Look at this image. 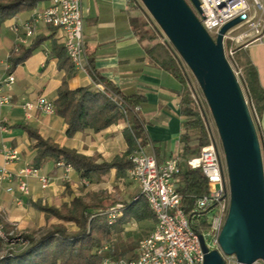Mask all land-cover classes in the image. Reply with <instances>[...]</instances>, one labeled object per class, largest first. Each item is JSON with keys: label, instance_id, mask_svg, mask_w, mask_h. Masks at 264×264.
<instances>
[{"label": "crops", "instance_id": "1", "mask_svg": "<svg viewBox=\"0 0 264 264\" xmlns=\"http://www.w3.org/2000/svg\"><path fill=\"white\" fill-rule=\"evenodd\" d=\"M48 5L49 0L40 1L35 7L0 23V81L9 68V56L21 47H28L37 37H43L26 60L13 69L14 83L9 88H3L0 93L10 97L7 103L0 104V149L3 146L16 148L20 154L17 161L8 164L13 170L25 164L31 165L35 148L27 133L19 127H11L12 124H27L44 138L106 161L117 155L122 156L128 149L123 135L127 127L125 119L100 131L88 128L68 137L65 135L66 123L54 112L45 113L37 108L31 110L30 116H26L24 103H35L41 96L53 102L66 75L65 69L58 66L57 48L62 43L54 27L37 22L33 35L26 38V43L21 42L25 37L24 23L35 10ZM81 8L84 70H76L67 79L69 88L85 85L96 87L95 74L110 81L124 95H141L143 100L138 105L137 113L150 142L144 147L146 151L161 161L181 154L183 117L180 99L183 85L173 73L162 67L161 62L167 59L165 49L155 45L156 41L140 38L136 33L132 20L141 14L140 8H136L134 0H81ZM237 54L241 61L248 60L255 67L259 83L264 89V44L251 41L238 49ZM255 126L261 139L264 159V110L256 118ZM151 143L158 148L156 153ZM179 158L180 167L184 169L186 161ZM3 163L4 158L0 154V165ZM36 170L49 177L47 189H41L36 178L28 179L29 195H22L17 190L9 193L5 185L0 186V217L10 225L34 227L37 211L23 206L24 202L43 198V201L47 200L57 208L62 201L67 202L77 195L75 189L78 184L88 181L79 178L73 168L66 173L52 158L46 159ZM109 173L114 176L115 169ZM44 214L38 212V225L44 223ZM154 224L153 218L152 227L143 237L152 230Z\"/></svg>", "mask_w": 264, "mask_h": 264}, {"label": "built area", "instance_id": "2", "mask_svg": "<svg viewBox=\"0 0 264 264\" xmlns=\"http://www.w3.org/2000/svg\"><path fill=\"white\" fill-rule=\"evenodd\" d=\"M198 1L201 13L190 1L188 3L204 29L214 39L224 24L238 16H243L223 34L222 38L225 56L238 78L234 61L236 51L251 41L264 44V2L261 0ZM147 12L145 11V19L149 27L156 31L158 41L169 44L175 51V57L180 60L178 63L185 85L203 122L208 144L201 148L198 156L187 159L186 165L201 170L207 182V191L195 197L192 208L186 211L181 205V195L177 192L181 179L180 158L170 156L159 162L155 155L147 152L144 147L134 148L128 155L132 166L127 170L128 179L137 182L139 186V195L133 200L139 196L146 200L155 224L152 230L138 242L134 258H105L102 264H203L205 252L201 239L209 251H219L224 264H236L235 255L224 254L218 241L229 210L230 188L224 154L221 142L219 143L220 138L218 141L209 119L211 114L209 106L200 86L197 87L192 79L193 73L151 14ZM37 22L50 25L58 31L62 46L74 68L84 70L81 0H49L47 7L35 10L30 19L24 23L25 37L21 39L22 43H26V38L33 35L34 25ZM238 29L241 30L234 33ZM14 81L13 73L7 72L0 81V93L3 88H9ZM96 87L103 89L101 84H96ZM9 98L8 95H0V104L7 103ZM247 104L255 121L257 116H253L248 101ZM23 107L26 116H30L31 110L37 108L45 113L54 112L53 102L43 96L35 103L25 102ZM0 154L4 158V163L0 165V186L5 185L7 192L14 193L17 190L22 195H29V178H36L43 190L49 187V177L40 174L29 164L17 170L8 167L9 163H14L20 157L16 148L3 146ZM57 165L63 167L66 173L72 169L69 164L62 161H57ZM124 207V204L116 203L97 210L95 214L105 215L107 222L113 224L121 216ZM103 249H107V246ZM252 264H264V261L257 259Z\"/></svg>", "mask_w": 264, "mask_h": 264}, {"label": "trees", "instance_id": "3", "mask_svg": "<svg viewBox=\"0 0 264 264\" xmlns=\"http://www.w3.org/2000/svg\"><path fill=\"white\" fill-rule=\"evenodd\" d=\"M40 1L43 0H0V23L19 12L35 7ZM134 2L136 8L141 10V14L132 20L136 33L140 38L156 41L155 45H161L165 49L167 59L162 61L161 65L173 73L183 85L180 99L183 132L180 135V141L182 143L181 157L186 161L198 156L201 148L208 144L207 134L185 85L180 63H178L180 60L175 57L174 49L169 44H162L158 41L156 31L149 27L145 19L143 7L136 0ZM41 40L43 37H37L28 47H21L18 52L11 54L8 58L7 72H12L18 64L25 61ZM57 49L58 66L65 69L66 75L57 89L53 105L54 113L62 117L67 125L65 135L72 137L76 132L88 128L100 131L120 119H125L127 127L123 130V135L128 149L122 156L117 155L109 161L97 162L74 148L44 138L35 128L27 124H12L11 127L21 128L33 140L35 155L31 166L38 169L46 159L52 158L54 161L69 164L81 179L102 177L111 169H115L117 177L125 176L126 171L132 166L128 158L131 150L138 146L145 147L150 143L137 113L138 105L143 97L124 95L110 81L97 77L95 74L94 81L101 84L103 89L89 85L69 88L67 79L75 73L76 69L66 55L63 46L59 45ZM237 52L238 50L234 61L238 79L253 116L258 117L264 110V89L259 83L255 67L248 60L241 61ZM259 143L263 158L260 137ZM151 145L156 153L158 148L153 143ZM157 160L161 161L158 158ZM180 178L177 192L181 195L183 209L187 211L192 208L195 197L206 193L207 182L199 168H190L187 165L181 169ZM32 204L47 215L76 223L77 230L68 233L64 225L55 224L36 241L29 235H23L30 241V246L20 252L11 251L10 255L0 258V264H102L105 258L132 259L135 257L134 250L139 236L134 233L136 236L134 241L123 240L121 233L124 232V225L131 220L142 221L154 218L146 200L141 196L128 202L121 216L113 224L107 222L105 215L87 212L90 207L97 206V204H86L81 197H73L69 204H63L60 209L37 202H32ZM9 227V223L0 217V231L7 239L12 238L8 235ZM129 234L131 233L127 232V235ZM104 246H107V249H103ZM99 250L101 251L98 252Z\"/></svg>", "mask_w": 264, "mask_h": 264}, {"label": "water", "instance_id": "4", "mask_svg": "<svg viewBox=\"0 0 264 264\" xmlns=\"http://www.w3.org/2000/svg\"><path fill=\"white\" fill-rule=\"evenodd\" d=\"M193 73L214 119L230 188L229 210L219 235L226 255L236 264L264 261V172L255 121L246 96L223 49V34L238 16L212 38L189 5L198 0H140ZM201 239V236L199 234ZM205 252L203 264H224L218 250Z\"/></svg>", "mask_w": 264, "mask_h": 264}, {"label": "rangeland", "instance_id": "5", "mask_svg": "<svg viewBox=\"0 0 264 264\" xmlns=\"http://www.w3.org/2000/svg\"><path fill=\"white\" fill-rule=\"evenodd\" d=\"M138 1L139 2L137 3L143 7V10L147 11L144 5L142 4V2L140 0ZM261 1L264 2V0H261ZM240 30L241 29H238L234 33H237ZM192 79L195 82V85L199 87L194 76H192ZM209 119L211 122V126L213 130L215 131L217 140L219 141V136L217 133L216 125L214 123V119L211 114H209ZM126 152L127 151H125V153ZM178 156L181 157V154H178ZM91 157L95 159L97 162H100L103 160V158H99L98 156H91ZM137 185H138L137 182L135 183L133 181L131 182L127 178L126 175L123 177H117L116 174H114L113 176L110 173H108L102 177L94 176L91 179H88L86 183L82 182L81 184H78V186L75 189V192L77 193V195H75L74 197H81L86 204H90V205L97 204V206L90 207L87 210V212L95 213L99 209H104L116 203H122L126 205L134 197L139 195V188L137 187ZM65 190L67 191V189ZM65 190H64V193H65ZM42 199L43 198L36 199V200H28L27 202H24L23 204V206L32 207V209L37 211L36 216L34 218L36 219L34 227L33 226L31 227L21 226L20 227V226L9 224L10 227H9L8 235L9 237H12L10 239H7L3 233H0V237H1L0 238V258L5 255H10L11 251L14 253V252H20L22 250L27 249L31 243L28 239L23 237V235H29L30 237H32L33 240L36 241L39 238H41L43 235H45L49 230H51L55 224L64 225L68 233H73L77 230L76 223L70 222V221H64L54 216L52 217V215H49V214L47 215L45 212H44L45 213L44 223L42 225H38L39 223L38 218H37L38 212H43V211L38 210L32 204V202L46 204V205L56 208L53 205V203L50 204L47 200L43 201ZM71 200H68L67 202L62 201L61 203L58 204L56 209H60L62 205L65 203L69 204ZM152 225H153V219H146V220H142L141 222H136L134 220H131L127 224L124 225V232L121 233V238L125 241L127 240L134 241L136 238L134 233H137L139 236L138 240H140L141 237H143L150 230ZM127 232H130L131 234L127 235ZM138 240L136 241L139 242ZM136 248L134 250V254L136 252Z\"/></svg>", "mask_w": 264, "mask_h": 264}]
</instances>
